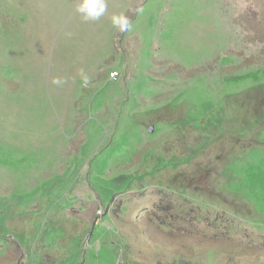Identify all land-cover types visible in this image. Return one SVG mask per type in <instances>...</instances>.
Here are the masks:
<instances>
[{"label":"rangeland","instance_id":"374dc122","mask_svg":"<svg viewBox=\"0 0 264 264\" xmlns=\"http://www.w3.org/2000/svg\"><path fill=\"white\" fill-rule=\"evenodd\" d=\"M82 2L0 0V264H264V0Z\"/></svg>","mask_w":264,"mask_h":264},{"label":"trees","instance_id":"16d2710c","mask_svg":"<svg viewBox=\"0 0 264 264\" xmlns=\"http://www.w3.org/2000/svg\"><path fill=\"white\" fill-rule=\"evenodd\" d=\"M114 72H117V71H114ZM114 72H112V73H114ZM112 75V74H111ZM120 76V75H119ZM118 76V77H119ZM112 77V76H111ZM118 77H116V78H118ZM116 78H114V79H116ZM179 136H181V135H179ZM193 136H194V134H193ZM183 140H184V143H185V146L189 149V151H190V153H189V156L188 157H185V158H183V159H181V160H176V161H174V159L173 160H171V161H167V160H165V159H163V156H161L160 158H159V160L158 161H156V163H157V166H155V168H154V170H158V172H160L161 170H167V169H169L170 167H171V164H175L176 166H180L181 164H183V163H189L190 162V158H192V157H195V156H197L201 151H203V150H205L206 148H204L203 149V147L204 146H206V142H203V143H201V142H197V143H192V142H190L186 137H181ZM242 148H248V146H243V147H241L240 149H242ZM229 156H231V158H232V153L231 154H229ZM162 159H163V161H162ZM178 159V158H177ZM159 162V163H158ZM159 164V165H158ZM165 164V165H164ZM154 176V172H147V173H145L144 175H142V176H140V177H138L142 182L143 181H146V179L147 178H157L156 176L155 177H153ZM177 176L178 175H176V176H174L173 178H171L170 180V185H169V187L172 189V191H175V190H179V189H181L182 191H179V192H181V194H180V196L182 197V198H184V197H186V196H188V195H190V192H189V190H186V189H182L181 187H180V185L179 184H177L176 182H174V178H177ZM132 180H133V177L131 176L130 178H129V182H128V185H127V183H126V185H127V188H126V186H124L123 185V189L124 188H126V189H130L131 187H132ZM125 189V190H126ZM124 190V191H125ZM202 198H205V199H207V192H204L203 193V197ZM209 198H212V197H209ZM201 199V198H200ZM241 202H243L244 203V201L242 200V199H239ZM38 264H42L41 262H39Z\"/></svg>","mask_w":264,"mask_h":264},{"label":"clouds","instance_id":"9594fccd","mask_svg":"<svg viewBox=\"0 0 264 264\" xmlns=\"http://www.w3.org/2000/svg\"><path fill=\"white\" fill-rule=\"evenodd\" d=\"M105 8L104 0H83L78 11L84 14L85 19H98L104 13ZM112 22L121 31L131 27L129 20L123 14L114 16ZM54 83H59V80L54 81Z\"/></svg>","mask_w":264,"mask_h":264},{"label":"crops","instance_id":"0c3cea01","mask_svg":"<svg viewBox=\"0 0 264 264\" xmlns=\"http://www.w3.org/2000/svg\"><path fill=\"white\" fill-rule=\"evenodd\" d=\"M126 15H127V12H125V14H124V16L126 17ZM99 18H101V17H99ZM127 18V17H126ZM128 19V18H127ZM114 29V28H113ZM116 30H117V34H116V40H114V42H115V44H117V45H119V43L120 42H123V39L121 40L120 39V32H121V30L118 28V27H116ZM114 31V30H113ZM121 40V41H120ZM123 51H124V49H123ZM112 78V77H111Z\"/></svg>","mask_w":264,"mask_h":264},{"label":"built area","instance_id":"2783aa9c","mask_svg":"<svg viewBox=\"0 0 264 264\" xmlns=\"http://www.w3.org/2000/svg\"><path fill=\"white\" fill-rule=\"evenodd\" d=\"M117 75H118V74H117V72H114V73H112V75H111V76H112L113 78H116V77H117Z\"/></svg>","mask_w":264,"mask_h":264},{"label":"water","instance_id":"95a60500","mask_svg":"<svg viewBox=\"0 0 264 264\" xmlns=\"http://www.w3.org/2000/svg\"><path fill=\"white\" fill-rule=\"evenodd\" d=\"M153 130H154V128H153Z\"/></svg>","mask_w":264,"mask_h":264}]
</instances>
